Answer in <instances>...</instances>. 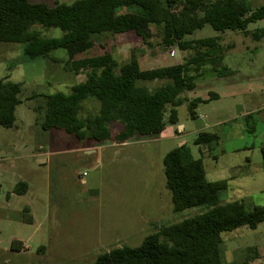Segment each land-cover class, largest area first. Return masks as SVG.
Wrapping results in <instances>:
<instances>
[{"label": "rangeland", "instance_id": "obj_1", "mask_svg": "<svg viewBox=\"0 0 264 264\" xmlns=\"http://www.w3.org/2000/svg\"><path fill=\"white\" fill-rule=\"evenodd\" d=\"M31 1L52 6L75 0ZM249 1L253 9L264 6V0ZM262 27L264 21H257L247 29ZM41 34L61 36L58 29H41ZM208 37H219L227 72L218 76L205 68L195 88L180 95L177 124L167 122L166 106L158 135L135 136L125 144L79 141L62 130L43 131L45 96L68 94L84 80L85 71L73 72L63 50L30 59L23 45L0 43V79L22 88L14 126L0 127V264H93L102 253L137 247L156 229L203 213V207L173 210L163 158L181 143L193 159L201 160L208 182H225L221 203L243 201L247 209L264 206V39L256 42L237 31L219 33L206 24L185 40ZM91 46L88 56L108 53L117 68L132 57L142 70L169 67L190 54L164 45L162 30L155 25L146 40L132 33L103 35ZM166 83L138 85L154 91ZM194 98L203 102L190 117L188 103ZM98 109V102L86 100L78 116H93ZM118 130V124L111 125L112 134ZM200 132L215 134L217 143L195 144ZM18 184L24 185V193H14ZM221 239L222 264L246 256L253 258L250 264H264V224L223 232Z\"/></svg>", "mask_w": 264, "mask_h": 264}, {"label": "trees", "instance_id": "obj_2", "mask_svg": "<svg viewBox=\"0 0 264 264\" xmlns=\"http://www.w3.org/2000/svg\"><path fill=\"white\" fill-rule=\"evenodd\" d=\"M122 7L136 11L121 13ZM257 21H264V6L253 9L249 0H75L52 6L31 0H0V43L23 45V54L30 59L47 58L53 51L63 50L73 72L85 71L84 80L68 94L45 96L43 131L62 130L79 141L125 144L135 136L158 135L165 125L166 106L170 107L167 122L177 124L175 108L183 102L180 95L195 88L205 68L218 76L227 72L219 37L185 40L186 36L208 24L216 32L237 31L258 42L264 39V27L247 29ZM151 25L161 28L164 45L190 52L183 62L142 70L134 57L117 68L108 53L88 56L97 37L132 33L146 40ZM41 29H58L61 36L45 38ZM155 80L167 83L154 91L138 85ZM21 90L20 84L0 79V127L14 126ZM86 100L98 102L99 109L81 119L79 110ZM201 102L200 98L189 101L190 117ZM116 124L119 130L112 134L111 125ZM217 141L215 134L200 132L194 143ZM261 155L264 163V147ZM163 167L173 210L203 207L205 211L156 229L137 247L102 253L93 264H222L219 246L223 232L264 224V206L247 209L243 201L221 203L219 193L226 189L225 182H208L201 160L193 159L184 144L164 156ZM25 191L24 185L18 184L14 193ZM252 260L246 256L231 264H250Z\"/></svg>", "mask_w": 264, "mask_h": 264}, {"label": "built area", "instance_id": "obj_3", "mask_svg": "<svg viewBox=\"0 0 264 264\" xmlns=\"http://www.w3.org/2000/svg\"><path fill=\"white\" fill-rule=\"evenodd\" d=\"M169 56L173 57L174 56V53L173 52H170Z\"/></svg>", "mask_w": 264, "mask_h": 264}, {"label": "crops", "instance_id": "obj_4", "mask_svg": "<svg viewBox=\"0 0 264 264\" xmlns=\"http://www.w3.org/2000/svg\"><path fill=\"white\" fill-rule=\"evenodd\" d=\"M40 162H41V163H44V162H46V159H45V160H40Z\"/></svg>", "mask_w": 264, "mask_h": 264}, {"label": "water", "instance_id": "obj_5", "mask_svg": "<svg viewBox=\"0 0 264 264\" xmlns=\"http://www.w3.org/2000/svg\"><path fill=\"white\" fill-rule=\"evenodd\" d=\"M238 111H241V109L239 108V109L237 110V112H238ZM182 144H183V143H181L180 146H181Z\"/></svg>", "mask_w": 264, "mask_h": 264}]
</instances>
